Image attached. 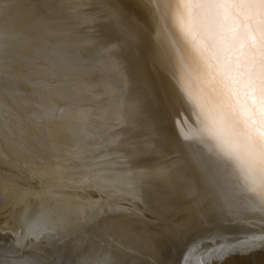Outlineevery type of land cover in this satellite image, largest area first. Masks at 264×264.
Masks as SVG:
<instances>
[{
	"label": "bare ground",
	"instance_id": "6f19581e",
	"mask_svg": "<svg viewBox=\"0 0 264 264\" xmlns=\"http://www.w3.org/2000/svg\"><path fill=\"white\" fill-rule=\"evenodd\" d=\"M162 9V0H0V167L10 162L0 217L16 233L0 264H85L88 253L97 255L86 264H182L209 234L235 243L256 230L237 223L255 217H235L247 213L235 169L176 133L182 113L195 123ZM34 176L42 182L16 183ZM55 180L100 189L53 191ZM69 222L85 233L64 243ZM212 264H264V248Z\"/></svg>",
	"mask_w": 264,
	"mask_h": 264
},
{
	"label": "snow or ice",
	"instance_id": "6c2138e0",
	"mask_svg": "<svg viewBox=\"0 0 264 264\" xmlns=\"http://www.w3.org/2000/svg\"><path fill=\"white\" fill-rule=\"evenodd\" d=\"M162 6L182 70L179 91L195 123L182 113L176 133L235 169L243 206L255 217L237 221L255 231L235 243L209 234L188 248L182 264L222 262L264 248V0H162ZM204 243L215 246L201 252Z\"/></svg>",
	"mask_w": 264,
	"mask_h": 264
},
{
	"label": "rangeland",
	"instance_id": "374dc122",
	"mask_svg": "<svg viewBox=\"0 0 264 264\" xmlns=\"http://www.w3.org/2000/svg\"><path fill=\"white\" fill-rule=\"evenodd\" d=\"M37 154H39L38 152H37ZM36 154V155H37ZM8 160H6V161H4V163H3V167L1 166L0 168L2 169V170H6V165H8L10 162L8 161ZM6 176V175H5ZM7 177V176H6ZM26 177H23V178H20L19 180H17V185H19L20 187H22L23 185H27V184H32V185H35L34 183H36V182H40L41 181V179L40 178H38V177H36V176H34V178L33 177H31L30 179L31 180H29V178H27V179H25ZM38 178V179H37ZM40 179V181H38ZM57 180H59L60 181V179H57ZM57 180H55L56 182L55 183H53V185H51L50 186V188H51V190H53V191H57V189L58 188H60V189H58V191H64V192H66L67 190H70L72 193H75V194H81L82 193V191L83 192H85L86 190V192H88V193H91V195H92V197H95L94 195H96V194H98V191H99V187H97V186H94V185H92L91 184V181L90 182H88V181H83L81 184H80V186H78L77 188H74V184L75 183H71V182H69L67 185H65V186H62L61 184H59V183H57L58 181ZM44 181V180H43ZM42 182V181H41ZM85 183V184H84ZM55 186H58L57 187V189L55 188ZM68 187V188H67ZM70 187V188H69ZM73 187V189H71ZM80 187V188H79ZM89 187V188H88ZM62 188H64V189H62ZM67 188V189H66ZM94 189H96V190H94ZM113 189V188H112ZM75 192H74V191ZM90 190V191H89ZM93 190H94V192H93ZM97 196V195H96ZM77 203V201H73V204H76ZM126 203V202H125ZM82 204V206L83 207H85V205L86 204H88V202L87 201H84L83 203H81ZM7 206V205H9V202H6V199H0V208L2 207V206ZM81 205H79V209H80V207H82ZM83 208H81L80 210H82ZM0 213H1V211H0ZM249 216H251L250 214H248V213H242V214H237L235 217H237V218H243V219H247V218H249ZM10 218H11V216H9ZM8 216H7V218H9ZM7 223V224H6ZM57 225H61V224H65L66 223V221L65 220H62V219H58V220H56V222H55ZM6 225H8V222L7 221H5V218H3V217H0V228H1V231H0V248H2V247H5V246H8V245H10V243H11V240L13 239V238H15L16 237V233L15 232H13V229H9L8 228V230L7 229H5V226ZM3 227V228H2ZM66 228H71V223L69 222L68 224H66V226H65V229ZM3 229V230H2ZM5 229V230H4ZM11 230V231H10ZM49 230H51V229H49ZM14 231H15V229H14ZM48 232V231H47ZM71 232H73V235L71 236L70 234H65L64 236H63V240H64V243L65 242H71L75 237H77V236H82L84 233H85V229H80L79 227H72L71 228ZM76 232H77V234H76ZM5 233V234H4ZM41 233V234H40ZM54 233H55V230H51V232H50V234H53L54 235ZM14 234V235H13ZM37 237L38 236H43L42 234V232H35L34 233ZM34 235V236H35ZM71 237V238H70ZM38 238H41V237H38ZM191 243H193V242H191ZM197 243V242H196ZM42 245H45V244H43L42 243ZM32 254H34V255H37L38 254V256H41L42 255V253H32ZM41 254V255H40ZM97 255V253H88V255L87 254H85L84 255V263L86 264V258H88V259H90V257L91 256H96ZM145 264V263H144Z\"/></svg>",
	"mask_w": 264,
	"mask_h": 264
}]
</instances>
